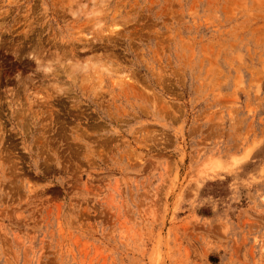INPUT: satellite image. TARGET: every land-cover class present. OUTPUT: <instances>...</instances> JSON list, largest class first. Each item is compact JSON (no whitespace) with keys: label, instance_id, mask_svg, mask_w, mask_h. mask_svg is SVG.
<instances>
[{"label":"rangeland","instance_id":"374dc122","mask_svg":"<svg viewBox=\"0 0 264 264\" xmlns=\"http://www.w3.org/2000/svg\"><path fill=\"white\" fill-rule=\"evenodd\" d=\"M0 264H264V0H0Z\"/></svg>","mask_w":264,"mask_h":264}]
</instances>
